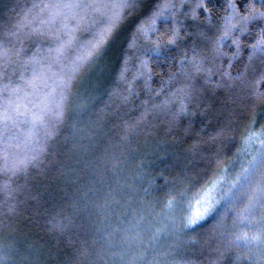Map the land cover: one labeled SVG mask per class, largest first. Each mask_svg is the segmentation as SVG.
<instances>
[{"label": "trees", "instance_id": "16d2710c", "mask_svg": "<svg viewBox=\"0 0 264 264\" xmlns=\"http://www.w3.org/2000/svg\"><path fill=\"white\" fill-rule=\"evenodd\" d=\"M165 2L141 0L119 25L103 55L85 66L74 81L73 104L67 109L60 135L51 142L45 163L30 169L27 179L14 177V192L6 202L0 195V248L8 256L5 264H102L95 254L102 250L101 244L94 243L99 239V228L106 224L111 229L128 227L133 214H143L147 222L160 227V221L167 223L164 203L170 191L175 194L189 184L199 186L208 178L220 181L222 191H226L229 181L235 180L242 167H248L251 155L257 153L264 140V98L252 97L251 89L242 87L238 80L231 87L216 88L205 84L203 75L187 80L182 72L183 68L193 75L194 68L187 60L183 65L181 61L185 54L191 59L194 53L206 67L215 63L227 68L235 46H230L231 40L222 41L221 51L229 55L220 57L216 41L223 34L225 18L232 13L230 0H211L209 12L196 9V19L190 15L195 0H186L183 5L172 0L176 7L165 10L164 17L174 13L175 23L158 17L156 33L138 32L139 25ZM231 2L245 13L248 4L244 0ZM30 7V0H0V25L7 29L23 9ZM256 7L264 11L259 4ZM173 27L179 28L183 39L169 46L167 55L164 50L159 55L149 51L155 43H164L168 29ZM259 27L248 25L253 33ZM239 38L240 59L228 69L233 77L248 64L251 49L246 45L259 39L247 33ZM34 40H24L29 55L36 47H49ZM262 72L264 64L254 61L247 78L252 80ZM212 79L220 81V74ZM188 83L194 85L193 94L184 100L185 113L178 114L183 97L176 90ZM124 96L129 97L128 103L123 102ZM145 108L152 109L151 114L130 130L128 124L138 120ZM113 165H117L115 173L110 170ZM100 177L105 181L104 193L90 191L101 188L96 183ZM117 180L124 186L118 199L131 207L114 205L115 212L105 218L100 197L108 186L115 188ZM128 185L134 189L132 195ZM86 200L92 201L87 207ZM226 205L224 201L218 206L223 220L218 231L214 230L218 219L214 215L198 229L188 230L191 236L169 231L158 243L153 242L154 249L148 245L150 233L145 232V244L151 249L149 259L155 253L160 264H239L235 257L244 250L229 243L234 239L228 232L235 214ZM174 215L179 223L185 213L177 207ZM57 225L64 226L63 233ZM82 248L91 255H79Z\"/></svg>", "mask_w": 264, "mask_h": 264}, {"label": "snow or ice", "instance_id": "6c2138e0", "mask_svg": "<svg viewBox=\"0 0 264 264\" xmlns=\"http://www.w3.org/2000/svg\"><path fill=\"white\" fill-rule=\"evenodd\" d=\"M30 2L31 7L23 9L22 14L7 29L0 25V195L5 197V202L14 192V177L23 175L27 179L30 169H39L45 163L46 157L50 155L51 142L60 135L67 109L73 104L72 88L78 74L103 55L104 48L115 38L119 25L137 8L141 0H111L110 3H105L104 0ZM185 2L186 0H180L181 5ZM187 2L191 3L192 0ZM210 2L211 0H195L190 13L192 19H196V9L209 12L207 4ZM244 3L248 7L245 13H241L230 0L228 8L232 13L225 18L223 34L216 41V53L220 57L229 55L221 51L222 41L231 40L230 46H235L236 51L229 56L227 68L215 63L206 67L203 60L197 59L194 53L191 59L185 54V59L181 61L182 65L185 60L188 61L194 68L193 75L190 76L183 68L182 72L187 80L203 75L205 84H212L216 88L231 87L232 82L238 80L242 87L251 89L252 97L259 99L264 98V91H260V86L264 85V72L252 80L247 78V72L254 61L264 64V27H259L264 25V11L256 7V4L264 7V0H244ZM175 7L172 0H166L162 6L158 5V10L148 21L141 23L137 31L144 35L148 32L156 33L158 17H163L166 22L172 19L175 23L174 13L164 17L165 10ZM249 24L253 28L259 27V31L251 32ZM234 32L239 35H233ZM246 33L259 39L246 45L251 49L247 57L248 64L243 72L233 77L228 69L232 68L234 60L240 59L242 43L239 36ZM167 36L164 43H155L149 51L159 55L164 50L167 55L169 46H174L178 40L183 39L178 27L168 29ZM33 37V43H48L49 47H36L29 55L23 46L24 40ZM217 73L220 74L218 82L212 79ZM193 90L192 83L176 90L183 97L178 114L185 113L184 100L192 97ZM122 99L124 103L129 102L128 96ZM157 107L159 106L153 105V108ZM151 111L152 109L145 108L141 117L128 124V128L134 130ZM71 127L77 130L76 125ZM78 131L83 133L84 129L80 128ZM260 142L264 144V140ZM116 168L117 165H113L110 170L115 173ZM96 183H100L101 188L93 187L90 191L104 193V178L100 177ZM123 187L117 180L116 187L108 186L106 194L100 197L104 203L99 207L105 218L110 212H115L114 205L131 207L130 203H122L118 199ZM128 189L129 195H132V186L128 185ZM148 191L144 189L145 193ZM84 195L87 197V193ZM224 201H227L229 211L235 214L231 219V231L228 232L234 239L229 243L244 250L236 255V261L239 264L244 261L249 264H264V154L261 153L253 156L247 168L242 167L235 180L229 181L226 191H222L221 182L214 178H208L199 186L189 184L183 191L175 194L170 191L164 203V208L168 210L165 215L167 223L160 221V227L147 222L143 214L138 217L133 214L128 227L111 229L106 224L99 228V239L94 243L99 242L102 250L95 254L102 264H160L155 253L149 259L151 249L148 245L154 249L153 242L158 243L169 231L191 236L192 232L188 230L198 229L202 222L214 215L218 217L214 230L218 231L223 226L218 206ZM236 201L239 203H235ZM90 203L92 201L86 200L85 206ZM177 207L185 213L179 223H176L174 215ZM55 227L63 233V225ZM145 232L150 233L148 245L144 240ZM79 255L88 256L91 253L87 248H82ZM7 258L4 249L0 248V264H5ZM23 259L28 261L26 256Z\"/></svg>", "mask_w": 264, "mask_h": 264}, {"label": "rangeland", "instance_id": "374dc122", "mask_svg": "<svg viewBox=\"0 0 264 264\" xmlns=\"http://www.w3.org/2000/svg\"><path fill=\"white\" fill-rule=\"evenodd\" d=\"M263 149H264V144H261V143H260V144L258 145L257 150H256L257 153H256V154H253V153H252V154H253V155H251L252 158H253V156H257L258 153H262ZM118 208H120V206H118ZM129 214H130V213H129Z\"/></svg>", "mask_w": 264, "mask_h": 264}]
</instances>
